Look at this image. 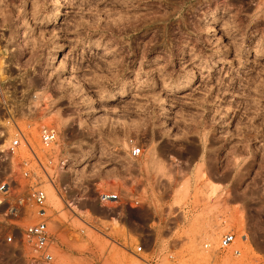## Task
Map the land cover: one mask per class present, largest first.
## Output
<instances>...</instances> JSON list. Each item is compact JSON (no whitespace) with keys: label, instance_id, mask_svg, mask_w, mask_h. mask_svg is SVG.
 <instances>
[{"label":"rangeland","instance_id":"rangeland-1","mask_svg":"<svg viewBox=\"0 0 264 264\" xmlns=\"http://www.w3.org/2000/svg\"><path fill=\"white\" fill-rule=\"evenodd\" d=\"M0 34L20 46L10 77L44 94L58 131L45 150L32 129L62 197L55 206L57 192L36 169L56 264H264V220L250 233L242 210L227 215L230 191L222 233L236 240L225 250L220 236L186 232L180 214H170V238H155L152 211L137 197L145 175L146 196L164 184L183 208L192 184L196 198L214 193L201 162L242 168L264 151V0H0ZM52 47L58 58L46 63ZM104 191L121 201L100 206ZM33 257L26 244L0 247V264Z\"/></svg>","mask_w":264,"mask_h":264},{"label":"built area","instance_id":"built-area-1","mask_svg":"<svg viewBox=\"0 0 264 264\" xmlns=\"http://www.w3.org/2000/svg\"><path fill=\"white\" fill-rule=\"evenodd\" d=\"M15 41L11 35L0 34V166L4 170L0 180V247L26 244L34 255L32 263L56 264L57 240L49 231L51 215L36 169L43 173L59 198L62 197L34 148L32 129L35 128L41 148L45 150L57 142L58 131L50 118L52 113L44 94L10 77L12 70L22 66V61L14 58L20 47ZM140 155V148L131 150L133 158ZM128 197L132 206L140 204L132 195ZM118 201L121 198L115 193L99 194L100 206ZM246 239L243 236V241ZM235 240V233H225L218 241V249H228ZM207 247L205 244L204 248ZM142 249L139 245L136 252ZM234 254L240 252L235 250Z\"/></svg>","mask_w":264,"mask_h":264},{"label":"crops","instance_id":"crops-1","mask_svg":"<svg viewBox=\"0 0 264 264\" xmlns=\"http://www.w3.org/2000/svg\"><path fill=\"white\" fill-rule=\"evenodd\" d=\"M200 164L201 169L207 171L206 175L214 186L212 191L214 193L196 198L195 186L192 184L191 196L183 208H176L171 204L174 200L172 193L166 191L164 184L159 186L156 194L152 193L149 188L146 196L145 181H147V176L143 175L142 179L141 177L137 179V197H142L144 200L143 211H152L155 223L152 233L155 238H170L174 234L175 230L170 214H180L184 219L185 231H190L191 234L200 233L211 241L224 235L225 233L222 232L226 228V199L224 195L226 190L230 191V198L227 199V215L233 216L238 208L242 210L250 233L253 232L252 228L258 221L261 223L264 220V151L255 153L254 161H251L247 167L241 168V164L237 167L235 162L226 163L224 160L206 161ZM193 165L192 162L191 170L194 169ZM230 170L233 172L230 173ZM207 192L209 193L208 190ZM173 210L174 212H172ZM145 226H150V222L142 223V227ZM259 227L263 229L262 226ZM145 234L146 232L142 231L140 235L144 237ZM143 239L145 240V237Z\"/></svg>","mask_w":264,"mask_h":264},{"label":"bare ground","instance_id":"bare-ground-1","mask_svg":"<svg viewBox=\"0 0 264 264\" xmlns=\"http://www.w3.org/2000/svg\"><path fill=\"white\" fill-rule=\"evenodd\" d=\"M47 57V58H46ZM58 57L56 56V54H55V47H52L50 50H49V52L47 53V55L45 56V61H46V63H52V62H55L56 61V59H57ZM63 65V64H62ZM64 66V65H63ZM193 78V77H192ZM190 81V80H189ZM194 81V80H193ZM189 83V82H188ZM182 89H183V87L182 86H177V90H176V92H179V91H182ZM164 98V97H163ZM162 101V100H161ZM163 104H164V106H165V108L167 109L168 107H167V105H168V103H167V101L165 100V98L163 99V102H162ZM161 103V104H162ZM169 109V108H168ZM87 152V151H86ZM88 158H89V156H85V157H83V159L81 160V161H83V162H86L87 160H88ZM51 171V170H50ZM49 174V173H48ZM63 178V177H62ZM47 182V181H46ZM51 187V186H50ZM53 189V188H52ZM50 198H52V200H53V202H54V205L55 206H58L59 205V202H60V198L59 197H57L56 195H55V193L53 192V190H50ZM69 204H71V203H69ZM71 205H73V204H71ZM71 205H69V207H71ZM72 208L74 209V212H76V214L78 215V217H81V216H83V217H85V216H88L89 214L87 213V211H83V210H81L80 208H78V206H72ZM71 208V209H72ZM73 212V213H74Z\"/></svg>","mask_w":264,"mask_h":264}]
</instances>
